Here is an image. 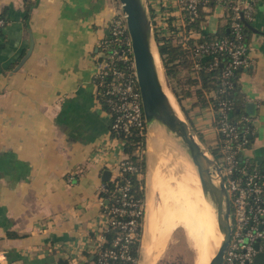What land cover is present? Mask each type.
Instances as JSON below:
<instances>
[{
    "label": "crops",
    "instance_id": "1",
    "mask_svg": "<svg viewBox=\"0 0 264 264\" xmlns=\"http://www.w3.org/2000/svg\"><path fill=\"white\" fill-rule=\"evenodd\" d=\"M31 1L0 0V11L9 18L0 32L2 264H61L60 259L87 264L85 250L95 251L89 246L106 223L99 200L103 172L108 168L116 174L125 156L124 142L112 137L111 117L94 80L100 43L121 2L35 0L26 19ZM222 14L220 6L209 11L206 33L225 25ZM253 24L260 32L250 36L251 62L239 81L254 117L248 154L263 163L264 0ZM191 88L181 101L200 141L213 149L219 142L213 109L200 106L196 86ZM155 136L160 135L147 139L149 159L150 148H158ZM149 192L154 206L158 187Z\"/></svg>",
    "mask_w": 264,
    "mask_h": 264
},
{
    "label": "built area",
    "instance_id": "2",
    "mask_svg": "<svg viewBox=\"0 0 264 264\" xmlns=\"http://www.w3.org/2000/svg\"><path fill=\"white\" fill-rule=\"evenodd\" d=\"M148 1L150 8H156L153 0ZM156 1L160 2V11H156L152 18L154 29L173 33L175 29L171 26H176L182 38L194 40L193 73L202 69L220 71L221 86L217 92L212 93L216 105L211 103L210 106L213 111L221 112L215 127L219 136L218 156H223V162H217L224 176L232 226L222 264H264L257 261L258 254L264 253V166L255 163L248 154L252 133L249 126L242 129L237 121L231 118L234 104L227 95L237 71L250 66L249 47L244 39L242 19L253 21L261 0ZM232 2L235 4L231 6ZM216 6L223 8L222 17L228 26V34L200 39L206 33L207 18L202 22L201 31L190 28L186 32L185 28L183 29L185 18L196 17L201 8L209 13ZM230 7L233 8L231 17L226 12ZM8 23L7 17L0 14V31ZM100 46L102 54L98 59L94 80L99 87V94L106 97L110 108L112 137L125 143V137L134 130L142 135L147 134V125L127 15L122 7L113 16L108 35L101 41ZM243 118L252 124L254 122L251 115H244ZM218 156L215 157L216 160ZM117 168V173L111 172L110 176L116 182L115 189L108 198H99L106 223L93 239V249L99 252L96 264H126L127 261L133 260L131 244L140 239V227L144 225V221H141L145 215L144 201L130 193L132 182L126 175V172L136 173L138 178H142L143 171L126 155L118 161ZM122 177L124 182L120 183ZM100 190H108L104 182L101 183ZM112 199L113 202L109 205ZM109 226L118 228V234L113 238L112 246L102 249L100 245L106 239L103 231ZM4 259V253L0 252V264Z\"/></svg>",
    "mask_w": 264,
    "mask_h": 264
},
{
    "label": "bare ground",
    "instance_id": "3",
    "mask_svg": "<svg viewBox=\"0 0 264 264\" xmlns=\"http://www.w3.org/2000/svg\"><path fill=\"white\" fill-rule=\"evenodd\" d=\"M155 54L160 63L156 49ZM166 90L175 107L182 112L173 98L174 94L168 88ZM161 126L158 123L152 125L147 137L149 140L153 134L160 135L158 138L155 136L158 148H150L152 165L149 163L148 184L146 182L142 255L139 264H154L157 256L152 255V250L162 252L178 226L186 229L198 249L196 264H209L224 237L218 225L216 208L203 189L191 155L180 145L177 137ZM159 127L157 131H152ZM149 187H158L160 200L154 206H151Z\"/></svg>",
    "mask_w": 264,
    "mask_h": 264
},
{
    "label": "trees",
    "instance_id": "4",
    "mask_svg": "<svg viewBox=\"0 0 264 264\" xmlns=\"http://www.w3.org/2000/svg\"><path fill=\"white\" fill-rule=\"evenodd\" d=\"M35 0L27 3L26 11H25V18L28 19L31 13V10L35 4ZM235 4L234 2L231 3V6ZM150 12L152 15V18H154V15L156 13V10L153 8H150ZM228 16L231 17L233 13V8L230 7L226 11ZM0 14L7 17L5 11H0ZM208 12L203 8L199 11V14L194 18H185V25L183 29L185 28L186 32L190 28L194 30H202V22L206 20ZM7 20L9 18L7 17ZM244 22L243 26V32H244V39L247 43L249 50L251 45L250 36L253 32L247 25L246 21L253 23V21H249L248 19L243 18ZM155 23V22H154ZM8 25V24H7ZM172 29H175L173 33H166V31L160 30L155 28V37L158 44V49L161 56V61L165 73V77L167 80V83L173 92L174 96L177 99L178 104L180 105L183 113L189 120V122L192 125V122L189 119V114L187 110L185 109L181 98L185 94L192 93L191 85H195L196 88L194 91L199 97L198 104L200 106L205 107L213 103L216 105V99L214 98L213 92H217L219 87L221 86V77H220V71L215 69L211 71L207 70H198L197 73H193L194 68V56H193V39H184L182 38V35H179V28H176V26H171ZM4 29V28H3ZM1 29L0 32L3 31ZM229 29L227 25H223L222 27L218 28L216 32H207L205 33L201 38H213L217 36H221L223 34H228ZM186 70V73L183 71ZM242 69H239L236 73V75L233 77V85L230 87L227 91V95L231 98L234 104V109L231 112V118L233 121H237L238 125L243 129L246 126H249L250 131L252 133L251 136V144L252 140L255 135L254 131V125L250 121H246L243 116L244 115H251L250 111L247 108V97L245 93L242 90L240 81H239V73ZM99 99L103 105V107L109 111V105L107 103L106 97L99 94ZM221 117V112L219 110L213 111V122L214 125H217V120ZM125 143H124V153L125 155L136 162L142 169V171H145L146 169V159L145 157L142 158L140 150L142 147L146 148V133L140 134L136 130H134L130 135L125 137ZM213 154L218 156V145L213 148ZM260 165L264 166L263 163H259ZM126 175H128L131 178V188L130 193L133 194L134 197L141 199V201H145V190H144V178H138L136 173H129L126 172ZM103 182L106 184L108 190H100L99 195L104 196L105 198H108L111 191H113L116 187L115 180L111 179L109 177L108 179H103ZM120 183L124 182V178H120ZM113 202V199L110 200L109 205ZM141 221H144V218H141ZM144 224V222H143ZM143 227L141 225V236L140 239L135 240L131 244V252L133 254V260L127 261L126 264H138V260L140 257V250H141V243H142V233H143ZM9 235H17L14 231H8ZM103 234L105 235V241L100 245L102 249L112 246L113 238L118 234V228L109 226L108 228L104 229ZM95 233H92V236ZM89 247H94V243H91ZM86 256H87V264H96L99 256L98 250H95L94 252L88 250H85ZM61 264H66V262L63 259H60Z\"/></svg>",
    "mask_w": 264,
    "mask_h": 264
},
{
    "label": "water",
    "instance_id": "5",
    "mask_svg": "<svg viewBox=\"0 0 264 264\" xmlns=\"http://www.w3.org/2000/svg\"><path fill=\"white\" fill-rule=\"evenodd\" d=\"M120 1L122 10L127 15L128 29L132 39L135 68L142 94L147 134L152 125L161 124L167 131L182 140L188 153L193 158L203 189L216 208L218 225L224 234L222 242L209 264H222L224 253L230 240L232 226L230 223V203L226 197L221 167L209 152V149L199 141L193 126L182 109L180 108L182 112H179L175 107L166 90L168 88L171 91L168 83H165L167 81L166 77H163L165 73L155 37L149 3L147 0ZM245 23L251 30L260 32L253 23L247 21ZM155 49L158 52L160 63L157 60ZM110 176L111 170L105 169L103 179H108ZM257 261L264 262V253L258 254Z\"/></svg>",
    "mask_w": 264,
    "mask_h": 264
},
{
    "label": "rangeland",
    "instance_id": "6",
    "mask_svg": "<svg viewBox=\"0 0 264 264\" xmlns=\"http://www.w3.org/2000/svg\"><path fill=\"white\" fill-rule=\"evenodd\" d=\"M147 2H149V1L147 0ZM159 3L160 2L153 0V4L156 5V8H154V9L158 12L160 11L159 10ZM157 7H158V9H157ZM163 77L165 78V76H163ZM165 83H167V81ZM173 98H174L175 102H177L176 97L174 96ZM146 136L148 137V134H146ZM197 138L200 141V137H198V135H197ZM179 143L183 148H185L187 150L186 146L184 145V143L182 142L181 139H179ZM209 152L212 154V156L214 158L217 156V155L213 154V149H209ZM140 153H141L142 158L145 157L146 163H147L146 169H145V171H143V176H142L145 180L144 181V190H145V200H146V191H147L146 181H147L148 167H149V161H148L149 158H148V151H147V139H146V148L142 147L140 150ZM217 161H219V163H222L223 162V156L219 155ZM254 162L256 163V161H254ZM157 200L158 201L160 200L159 194L157 196ZM144 205H145V201H144ZM217 240H218V236H217ZM157 252H158V250L154 251L155 257L157 256L154 264H196L197 257H198V249L194 245V242L192 241L191 237L188 235L186 229L183 226H178L172 232V234L169 238V241H167L163 251L160 253L158 252L159 254ZM140 255H141V250H140ZM138 264H139V260H138Z\"/></svg>",
    "mask_w": 264,
    "mask_h": 264
}]
</instances>
